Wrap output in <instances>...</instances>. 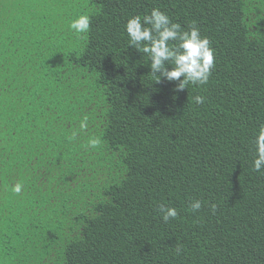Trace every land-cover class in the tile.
Returning a JSON list of instances; mask_svg holds the SVG:
<instances>
[{
  "label": "trees",
  "instance_id": "obj_1",
  "mask_svg": "<svg viewBox=\"0 0 264 264\" xmlns=\"http://www.w3.org/2000/svg\"><path fill=\"white\" fill-rule=\"evenodd\" d=\"M153 8L209 39L206 84L128 45ZM262 125L264 0H0V264H264Z\"/></svg>",
  "mask_w": 264,
  "mask_h": 264
},
{
  "label": "clouds",
  "instance_id": "obj_2",
  "mask_svg": "<svg viewBox=\"0 0 264 264\" xmlns=\"http://www.w3.org/2000/svg\"><path fill=\"white\" fill-rule=\"evenodd\" d=\"M68 27L77 35L87 34L91 27V17L80 14L71 20ZM124 27L129 38L128 45L147 55L154 81L159 83L163 78L168 82H175V92L183 91L190 84L204 85L208 82L214 67V49L210 46L209 39L201 35L195 23L183 30L181 25L173 22L166 13L153 8L150 14H145L143 18L140 15L130 17ZM193 99L195 103L201 104L205 98L197 95ZM85 121L81 122V128L87 127ZM89 144L95 148L99 140L91 139ZM254 145L256 158L252 167L260 172L264 170V125L261 126ZM21 190L19 183L14 185V192L19 194ZM201 206L200 200H194L189 208L195 212ZM158 211L164 222L178 216L176 208L163 204L159 206Z\"/></svg>",
  "mask_w": 264,
  "mask_h": 264
}]
</instances>
